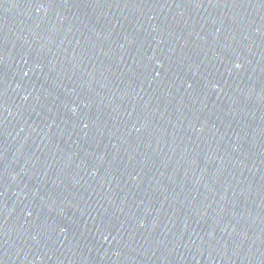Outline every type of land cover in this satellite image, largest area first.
<instances>
[{"label": "water", "instance_id": "95a60500", "mask_svg": "<svg viewBox=\"0 0 264 264\" xmlns=\"http://www.w3.org/2000/svg\"><path fill=\"white\" fill-rule=\"evenodd\" d=\"M0 264H264V0H0Z\"/></svg>", "mask_w": 264, "mask_h": 264}]
</instances>
